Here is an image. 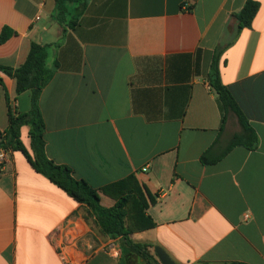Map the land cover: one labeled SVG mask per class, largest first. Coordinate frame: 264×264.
I'll return each mask as SVG.
<instances>
[{
  "label": "crops",
  "instance_id": "0c3cea01",
  "mask_svg": "<svg viewBox=\"0 0 264 264\" xmlns=\"http://www.w3.org/2000/svg\"><path fill=\"white\" fill-rule=\"evenodd\" d=\"M255 1L251 27L239 30L234 15L247 0H87L82 11L67 4L62 24L57 0H0V64L20 67L35 42L54 69L39 102L47 157L96 189L135 175L156 226L130 239L156 258L159 246L177 264H264V0ZM219 48L222 83L258 141L205 165L204 153L221 156L241 132L232 112L222 126L209 84ZM10 109L29 112L31 93L18 95L0 71V133ZM29 132L23 126L21 139L32 153ZM7 153L0 264L120 263L119 238L101 234L20 151Z\"/></svg>",
  "mask_w": 264,
  "mask_h": 264
},
{
  "label": "trees",
  "instance_id": "16d2710c",
  "mask_svg": "<svg viewBox=\"0 0 264 264\" xmlns=\"http://www.w3.org/2000/svg\"><path fill=\"white\" fill-rule=\"evenodd\" d=\"M87 0H57L58 12L55 16L59 23H64L68 13L67 4H77L76 10H83ZM260 4L255 0H247L244 7L234 16L238 22V29L250 28L259 11ZM77 24L76 20H70L69 26ZM6 30L0 35V43L6 41ZM222 49H217L211 65L209 84L216 93L219 104L223 111L222 126L228 113H234L241 126V132L236 134L226 151L218 157H212L210 152L202 155L201 161L205 165L214 164L233 147L245 145L254 148L257 144V135L250 126L245 115L239 108L229 89L222 83L219 56ZM47 46L33 42L26 61L17 68L3 66L0 71L12 77L16 81L17 94L29 91L31 93V109L21 113L9 110V125L4 133H0V151H20L31 167L45 176L51 183L62 189L77 203L86 207L94 218V223L101 234L111 239L119 238L121 241L122 258L119 264H161L160 261L149 251V244L134 243L130 235L146 231L156 226L152 217L147 214L151 203H154L149 191L138 181L135 175L109 184L101 189L92 187L85 180L73 176V171L66 165H59L50 160L45 150V123L40 109V96L42 90L49 83L54 74V69L47 65ZM29 126L31 150L25 147L21 139V129ZM222 129V128H221ZM111 197L115 204L104 207L101 204L100 194ZM208 264V263H202ZM227 264H244L231 262Z\"/></svg>",
  "mask_w": 264,
  "mask_h": 264
},
{
  "label": "water",
  "instance_id": "95a60500",
  "mask_svg": "<svg viewBox=\"0 0 264 264\" xmlns=\"http://www.w3.org/2000/svg\"><path fill=\"white\" fill-rule=\"evenodd\" d=\"M155 253L161 264H177L161 247H155Z\"/></svg>",
  "mask_w": 264,
  "mask_h": 264
},
{
  "label": "built area",
  "instance_id": "2783aa9c",
  "mask_svg": "<svg viewBox=\"0 0 264 264\" xmlns=\"http://www.w3.org/2000/svg\"><path fill=\"white\" fill-rule=\"evenodd\" d=\"M8 160V153L5 150L0 151V165H3ZM146 170V169H144ZM66 264H71L69 261L66 260Z\"/></svg>",
  "mask_w": 264,
  "mask_h": 264
},
{
  "label": "rangeland",
  "instance_id": "374dc122",
  "mask_svg": "<svg viewBox=\"0 0 264 264\" xmlns=\"http://www.w3.org/2000/svg\"><path fill=\"white\" fill-rule=\"evenodd\" d=\"M25 140L28 141L27 137L25 136Z\"/></svg>",
  "mask_w": 264,
  "mask_h": 264
}]
</instances>
